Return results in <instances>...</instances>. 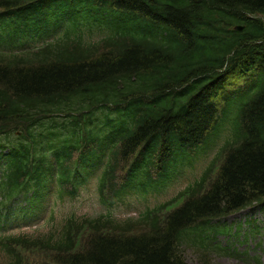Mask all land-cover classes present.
I'll use <instances>...</instances> for the list:
<instances>
[{
	"label": "trees",
	"instance_id": "trees-1",
	"mask_svg": "<svg viewBox=\"0 0 264 264\" xmlns=\"http://www.w3.org/2000/svg\"><path fill=\"white\" fill-rule=\"evenodd\" d=\"M3 34L53 40L15 53ZM225 131L209 182L136 220L65 219L43 248L52 264H190L185 248L213 264L211 221L264 202V0H0L4 200L35 204L101 166L102 184L145 196L161 183L150 167L165 179ZM0 252L24 263L4 239Z\"/></svg>",
	"mask_w": 264,
	"mask_h": 264
},
{
	"label": "rangeland",
	"instance_id": "rangeland-1",
	"mask_svg": "<svg viewBox=\"0 0 264 264\" xmlns=\"http://www.w3.org/2000/svg\"><path fill=\"white\" fill-rule=\"evenodd\" d=\"M219 143L220 141H217L214 148L203 157H200L193 167L179 169L174 179L166 183V187L160 195H151L147 200L132 199L130 208L120 206L118 212L123 216L135 211L136 214L146 204L153 205L177 195L190 182L199 179L211 162L216 160V165L220 164L223 155L219 154L221 148ZM96 185V180H93L88 185L89 189L82 190L79 198L66 199L64 202L59 201L54 209L56 220L61 221L71 211H76L81 215H98L102 213L104 208L98 203V197L95 193ZM215 223L216 225L219 223L226 224L231 229L229 234L220 235L217 239L224 247L231 248V254L222 252L211 254L213 264H264V203L256 207L243 209L226 218L214 221L212 224ZM52 224L53 222H50L49 227ZM46 228L47 224L41 227L42 230ZM186 255L190 263H201L198 252L188 249Z\"/></svg>",
	"mask_w": 264,
	"mask_h": 264
}]
</instances>
